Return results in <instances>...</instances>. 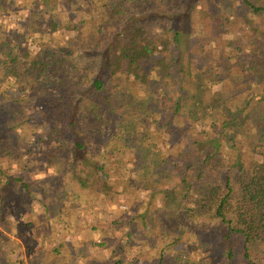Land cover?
<instances>
[{"label": "trees", "instance_id": "16d2710c", "mask_svg": "<svg viewBox=\"0 0 264 264\" xmlns=\"http://www.w3.org/2000/svg\"><path fill=\"white\" fill-rule=\"evenodd\" d=\"M199 2L0 0V264H264V0Z\"/></svg>", "mask_w": 264, "mask_h": 264}, {"label": "rangeland", "instance_id": "374dc122", "mask_svg": "<svg viewBox=\"0 0 264 264\" xmlns=\"http://www.w3.org/2000/svg\"><path fill=\"white\" fill-rule=\"evenodd\" d=\"M206 0H200L199 2V6L200 8H202L203 13L201 15H198L199 10H195L193 11V13L191 14V19H190V23H191V31L193 32L192 34L194 36H201L204 35L205 38H212L214 36V33H216L215 30V25L214 22L212 21V19H210L209 17L206 18V14L204 13V10H206L207 5H206ZM232 2V0H231ZM236 4L234 6L230 5V2L227 3L226 7V11H231L234 10L235 15L241 17L242 19H244L246 21V23L248 24V26L250 27L251 30V24L253 23V21L256 19L255 17L247 14L245 11H242L239 9L238 7V3L235 2ZM260 22H256L255 23V28H258L257 33H264V26H260ZM227 56L233 60V62L236 61L239 62V60H237V55L234 51H227ZM247 59V58H246ZM245 59V60H246ZM244 60V61H245ZM236 72V71H235ZM249 76L251 74H248ZM37 177V175L35 176ZM34 177V178H35ZM130 205V204H129ZM14 207L18 208L21 207V209H23L25 206L23 204L18 205V203L16 204L15 202H13V205L10 204L8 206L9 209L12 210V212H14ZM114 210L112 212V215L109 214L108 212H106L105 214H103V216H101V214L98 212L99 210L97 208H94V210L92 211L91 214L87 213V212H82L83 215L82 217V226L80 228V230H74L73 234H67L65 235V241L68 244H72V242H76V240H80L84 243V245H88L89 242H91L92 240H96V241H102L103 238L101 237L102 234L105 235V238L108 239L111 242L116 241V238L118 237V230H113L110 225V221L111 219L114 217L116 218V221L120 219V217L122 216V214H119L121 211H126L128 210V204H119V205H114ZM135 208V204L133 209ZM137 208H135V210H137ZM131 213H134V210H131ZM78 215L76 217V220H79V216ZM119 215V216H116ZM109 217V218H106ZM110 219V220H109ZM80 221V220H79ZM91 222L92 225H94L95 227L98 228V232L93 233L91 232L90 226H88V223ZM74 225H79L78 222L75 221ZM122 225H120L119 227H121ZM79 227V226H78ZM115 229H117L115 227ZM187 241H189L188 239H185ZM197 251V249H196ZM89 257H99L97 255H89ZM85 264V263H84ZM137 264H144L142 261H139V263Z\"/></svg>", "mask_w": 264, "mask_h": 264}]
</instances>
